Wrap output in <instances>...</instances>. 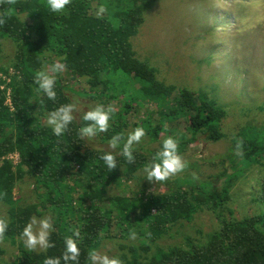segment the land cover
I'll list each match as a JSON object with an SVG mask.
<instances>
[{"label":"trees","instance_id":"obj_1","mask_svg":"<svg viewBox=\"0 0 264 264\" xmlns=\"http://www.w3.org/2000/svg\"><path fill=\"white\" fill-rule=\"evenodd\" d=\"M158 1L69 0L64 11L54 13L48 9L47 0H0V48L4 40L15 47L11 63L15 74L6 85L11 90L12 111L0 89V205L7 207L8 214V228L0 240L20 242L24 225L45 212L53 224L49 234L52 247L40 253L21 247L9 264H42L45 257L59 258L65 239L74 232L80 252L78 264H89V254L104 240H112L113 230L123 239L129 235L138 238L137 247L129 249L131 261L125 264H264V177L257 180L251 199L258 207L255 214L235 220L227 208L235 181L251 167H264V128L260 132L249 128L237 134L239 138L221 157L232 173L227 175V169L221 173L219 179L226 178L220 190L213 183H199L204 184L200 186L187 179L186 191L180 188L143 200L141 196L128 199L106 195L120 179L132 178L147 163L146 157L134 150L129 161L117 155L116 150L117 167L109 170L99 159L106 151L92 149L78 137L83 121H72L60 137L53 136L44 124L49 111L70 103L60 77L54 86L55 100L38 94L34 78L46 66L63 62L64 73L70 78L85 80L91 90L102 87L101 97L121 104L112 114L108 128L111 134L105 131L103 143L114 134L126 139L124 122L135 100L156 105L157 121L142 125L151 142H156L162 133H178L179 126L187 133L172 136L179 142V151L197 138L210 143L223 139L221 123L227 113L207 97L205 90L195 93L166 85L158 80L153 68L136 58L130 41L138 34L145 14ZM101 4L107 12L97 17ZM0 71L5 72L1 67ZM121 74L139 85L138 90H132L135 97L113 83L123 79ZM15 153L19 164L14 168L5 157ZM24 176L35 178L37 187L45 190V195H37L39 205L17 206L13 190ZM105 199L110 202L106 208L102 206ZM152 210L156 215L151 214ZM202 210L213 214L220 225L205 243L195 244L187 238L186 249L157 250L150 259L139 261L140 248L146 253L149 250L147 240L154 243L171 226L190 222ZM131 216L136 225L140 223L138 228L133 227ZM142 224L147 226L145 231Z\"/></svg>","mask_w":264,"mask_h":264},{"label":"rangeland","instance_id":"obj_2","mask_svg":"<svg viewBox=\"0 0 264 264\" xmlns=\"http://www.w3.org/2000/svg\"><path fill=\"white\" fill-rule=\"evenodd\" d=\"M130 42L136 58L153 68L159 81L177 90L187 89L195 93L205 90L208 98L214 99L225 109L227 116L221 123L224 137L217 143L197 138L184 150H178L186 162V167L164 181L146 180L144 165L132 175V178L130 176L129 180L122 178L113 184L106 198L112 196L128 199L141 196L143 200L157 198L180 188L188 190L189 179L197 185L213 183L216 190H220L226 178L219 179L221 173L225 169L227 175L232 173L228 162H223L221 157L225 156L233 141L239 138L240 135L237 134L249 128L256 132L264 128V0H160L145 14L138 34ZM14 52L15 47L11 42L6 40L1 42L0 67L5 72L0 71V89L4 91L6 105L11 111V90L6 85L15 74L11 68ZM49 66L45 67V71H48ZM48 74L53 75L50 71ZM120 76L123 79L121 81L115 79L113 81L115 86L129 90L135 97L136 94L132 90L134 89V92L138 90L139 85L125 78V75ZM59 77L69 103L74 105L72 115L76 123L82 122L83 113L96 104L111 106L113 114L119 110L121 106L119 100L107 101L101 97L102 87L91 90L85 80L70 78L64 70L55 74V79ZM135 103L124 122L126 123L123 129L124 137H127L134 128L141 127L148 121H157L159 117L155 104L139 100L138 102L135 100ZM145 129V135L134 145V150L146 157L148 163L159 151L161 141L166 135L162 133L156 142H151ZM104 133L86 140L89 147L109 151L107 143L102 142ZM106 133L111 134V131L107 130ZM183 133L187 134L179 126L178 133H171V136L178 138L177 135ZM186 137L189 138V135ZM5 159L10 161L14 168L19 164L16 153L9 154ZM194 175L197 177L196 180H193ZM261 177H264V167L254 166L235 181L227 203V208L232 211L230 214L232 219L240 220L258 211L257 205H254L251 199L258 187L256 182ZM45 193L44 189L37 187L35 178L24 176L17 180L13 198L18 207L24 208L39 205L37 195ZM108 204L110 202L105 199L102 206L106 208ZM151 214L156 215V210H152ZM45 216L51 219L48 212L36 218L39 220ZM225 217L226 219L229 217L228 213ZM0 218L6 221L8 219L7 207L3 205H0ZM136 222L133 219L134 228H138L140 224L136 225ZM219 226L213 214L206 210L199 211L190 222L181 221L171 226L170 231L154 243L146 239L149 250L146 253L140 248L137 254L140 257L139 261L150 259L157 250L167 251L172 247L186 249L187 238L195 244H203ZM142 227L144 231L147 229L144 224ZM111 235L114 238L104 240L95 252L99 255L117 257L122 264L131 261L132 254L129 249L132 245L137 247L138 238L129 235L123 239L115 230ZM21 247L26 248L22 238L16 244L0 240L1 264L13 262ZM44 250L37 247L32 251L40 253Z\"/></svg>","mask_w":264,"mask_h":264},{"label":"clouds","instance_id":"obj_3","mask_svg":"<svg viewBox=\"0 0 264 264\" xmlns=\"http://www.w3.org/2000/svg\"><path fill=\"white\" fill-rule=\"evenodd\" d=\"M69 0H47V7L51 12H61L65 10V6ZM107 12V8L101 4L96 10V16L100 17ZM65 69L63 62H55L48 67V71L53 73L49 75L48 71H40L36 73L34 83L37 86L38 94H42L48 100H55V74ZM73 104H63L53 111H49L46 116V124L50 127L51 134L55 137H60L67 132L69 125L73 121L72 112ZM113 110L111 106L105 107L102 104H96L94 107L85 111L81 116L83 125L78 129V137L82 140H91L99 133L105 132L109 128V121L112 118ZM145 135L144 128H134L125 138L121 134L112 135L107 146L109 151L103 152L99 159L104 165L113 170L117 167L114 151L117 155L124 157L126 160H132V152L134 145L138 144L141 138ZM178 141L172 136H166L161 141V146L158 152L145 164L144 173L145 179L153 181H164L170 176L175 175L184 170L186 162L177 150ZM197 177L194 175L193 180ZM8 228V223L3 218H0V237L3 236ZM53 229L52 221L45 216L39 220L36 217H31L27 222L22 232L20 233L24 246L29 250H34L37 247L47 249L52 247L49 240V234ZM77 233H73L64 241V251L61 257H45L42 264H78L80 255L77 242L73 237ZM134 235V234H133ZM89 264H122V261L117 257H109L107 255H99L95 251L88 256Z\"/></svg>","mask_w":264,"mask_h":264}]
</instances>
